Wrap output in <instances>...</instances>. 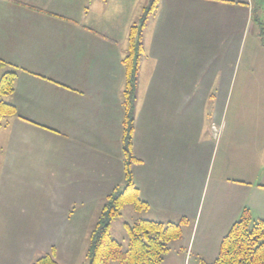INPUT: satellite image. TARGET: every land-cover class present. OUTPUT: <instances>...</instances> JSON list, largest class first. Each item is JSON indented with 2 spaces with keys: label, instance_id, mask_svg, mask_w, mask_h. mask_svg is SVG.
Wrapping results in <instances>:
<instances>
[{
  "label": "crops",
  "instance_id": "crops-1",
  "mask_svg": "<svg viewBox=\"0 0 264 264\" xmlns=\"http://www.w3.org/2000/svg\"><path fill=\"white\" fill-rule=\"evenodd\" d=\"M253 1L158 0L144 27L132 181L148 206L145 219L165 224L192 218L190 232L182 229L177 240L185 264L194 247L193 264L214 260L244 209L264 222V173L257 174L264 170V69L241 70L239 82L226 69L234 45L239 50L257 35ZM137 8L138 0H0V77L15 73L4 101L16 110L0 128V264H33L42 253L57 263L56 236L85 231L90 215L100 214L106 197L124 186L121 60L129 27L141 16ZM217 17L225 19H211ZM215 24L230 33L204 38ZM201 90L262 92L257 124L254 117L213 118L222 143L210 132L207 138L202 114L193 117L188 134L196 135L197 147L202 141L212 156L221 150L224 166L236 162L253 171L221 179L223 190L210 197L203 221L202 213H190L201 168L191 179L183 165V112L194 102L185 92Z\"/></svg>",
  "mask_w": 264,
  "mask_h": 264
},
{
  "label": "trees",
  "instance_id": "trees-1",
  "mask_svg": "<svg viewBox=\"0 0 264 264\" xmlns=\"http://www.w3.org/2000/svg\"><path fill=\"white\" fill-rule=\"evenodd\" d=\"M138 21L128 30V47L121 60L124 69L123 108L124 122L122 132V156L124 186L113 190L105 199L99 218L90 235L87 250L88 264H160L168 251V245L182 236L185 219L177 223H161L140 219L133 224H125L128 245L122 251L121 245L110 236L111 223L120 216L126 204L134 210L143 211V202L132 181L131 165L138 160L132 154V132L136 88L140 63L143 58V31L148 17L155 11L158 0H149ZM252 10V20L257 35L264 45V1ZM260 10V12H259ZM15 73L6 72L0 77V128L6 118L16 115L15 107L3 98L13 92ZM33 264H57L52 256L44 255ZM212 264H264V222L254 221L244 209L220 241L218 254Z\"/></svg>",
  "mask_w": 264,
  "mask_h": 264
},
{
  "label": "rangeland",
  "instance_id": "rangeland-1",
  "mask_svg": "<svg viewBox=\"0 0 264 264\" xmlns=\"http://www.w3.org/2000/svg\"><path fill=\"white\" fill-rule=\"evenodd\" d=\"M264 1V0H263ZM254 6L257 9L256 0L253 1ZM256 2V3H255ZM148 0H138V8L137 13L140 15L144 8L148 6ZM144 7V8H143ZM258 11V9H257ZM260 12V10H259ZM182 17V14H180ZM139 17V16H138ZM214 21H223L225 18H211ZM226 23V21H225ZM187 30L189 27L187 26ZM193 33L196 31V28H193ZM230 29L228 27H224L220 24H215L213 26L207 27L205 33L203 34L204 38H220L224 36V34H229ZM194 35V34H193ZM231 35H234V28L231 27ZM195 37V36H194ZM208 40V39H206ZM259 37L257 35H250L245 45H241V48L238 50L237 44L234 45L235 49L230 50L231 57L227 60V71H234V77L236 76V80L234 82H239L238 78L240 76V71L243 69H253L254 67H259V69H264V51L261 49ZM234 41L236 42V37H234ZM207 45H202V49L207 48ZM215 45L213 44V49ZM229 62V63H228ZM261 67V68H260ZM220 69L219 67H216ZM223 69V68H222ZM256 69V68H255ZM261 93L258 91H186V95H194V98L191 104H189L186 108H184V142H185V153H184V170H185V178L196 179L194 177L196 171L195 168H201V174L198 179V189L197 195L193 196V204L191 209V214L194 216L196 211L201 214V221L207 219L206 214L209 209V201L210 197L214 194H219L223 190L219 185V181L223 178L229 179H243L245 175L253 172L252 170H243L240 166L237 165L236 162L231 163L227 166H224L221 161V150L218 151V154L212 156L210 153L205 152L203 148L208 144H202L200 142V146L197 147L196 144V135L193 133L188 134V128L191 125L193 117L198 114L199 116L202 114L204 116V132L207 134V138H210L213 142L222 141L223 136H221V130L214 125L213 118L215 116H226L229 122V118L233 115L242 116V117H254L252 122L257 124L258 119L255 118L260 114L259 109L257 108L259 105V101L261 99ZM220 97L218 98V96ZM255 94L258 95V98ZM253 97V98H252ZM200 98V100H198ZM3 100H5L3 98ZM201 106V107H198ZM217 108V115L214 114L215 107ZM211 126V128H210ZM254 132H259L260 127H254ZM222 137V138H221ZM220 139V140H219ZM195 141V142H194ZM211 142L210 140H207ZM221 142V143H222ZM193 143V144H192ZM212 143V142H211ZM193 145V147H192ZM264 173V170L261 173H257L259 177ZM99 218V213H95L94 215H90L88 221V227L78 234H64L56 236V250H55V258L58 264H88L87 258V250L90 244V235L94 229L95 224L97 223ZM199 218V216H198ZM144 219L145 220V212L136 211L130 204L124 205L121 214L117 217L110 225V236L116 240L120 245L122 251L127 249L128 238L125 229V224H133L136 221ZM150 220V219H147ZM187 222L182 225V229L189 231L192 228L193 220L191 217L185 218ZM177 222V221H174ZM84 229V228H83ZM79 231V230H78ZM207 238L212 239V236H208ZM212 244V242H210ZM178 241H172L168 245V251L163 256V260L160 264H185L183 261V251L178 246ZM192 259L191 263L193 264V260H195V247L191 251ZM66 253V259H63V262H60L62 256ZM45 255L42 253L41 257ZM55 261V260H54ZM214 260L211 258H207L205 264H212ZM108 264H117V262L112 261Z\"/></svg>",
  "mask_w": 264,
  "mask_h": 264
}]
</instances>
